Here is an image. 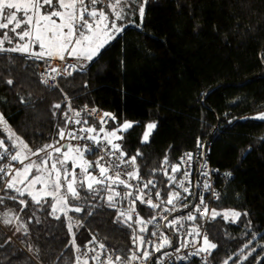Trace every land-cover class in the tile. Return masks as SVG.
<instances>
[{"label": "trees", "instance_id": "1", "mask_svg": "<svg viewBox=\"0 0 264 264\" xmlns=\"http://www.w3.org/2000/svg\"><path fill=\"white\" fill-rule=\"evenodd\" d=\"M128 19L140 24L138 14ZM124 23L125 29L82 72L60 78L59 89L33 82L38 77L17 59L11 68L14 85L10 89L0 82V113L33 150L50 142L58 121L64 126L62 113L69 103L74 110L87 106L113 114L117 119L109 120V130L133 122L117 143L129 156L142 153L137 158L140 176L158 180L162 192L166 177L149 173L164 157L174 164L198 139L212 141L211 164L231 173L214 208L242 215L235 223L217 217L210 225L208 239L217 248L209 264H233L229 256L235 258L253 233L257 251L244 264H264L259 250L264 245V121L251 117L264 111V0H147L143 26ZM7 67V62L0 64L3 79L9 78ZM21 97L25 104L19 103ZM56 103L61 109L53 108ZM149 122L157 127L142 144ZM20 207L10 200L0 205V221L4 213L12 216L9 209L19 216L11 225L0 222V264H73L74 252L65 248L70 239L66 224L39 213L41 223H29L31 213ZM137 210L149 217L139 203ZM69 214L83 217L76 234L81 249L93 235L112 251L131 248L128 230L113 223V209L97 208L93 216ZM16 227L21 231L15 232Z\"/></svg>", "mask_w": 264, "mask_h": 264}, {"label": "snow or ice", "instance_id": "2", "mask_svg": "<svg viewBox=\"0 0 264 264\" xmlns=\"http://www.w3.org/2000/svg\"><path fill=\"white\" fill-rule=\"evenodd\" d=\"M146 3L147 0H0V64L7 62L9 75L3 79L0 72V82L11 89L15 82L11 68L17 59H23L32 69L31 76L38 77L33 82L49 89L58 87L54 83L57 77L82 72L86 64L125 29V20L142 27ZM137 14L139 25L128 19ZM57 60L61 63L53 66V61ZM29 61L31 63H27ZM19 103L25 104V99L21 97ZM53 108L59 110L61 104L56 103ZM52 115L55 117L56 112ZM90 118L94 123L89 124ZM252 118L264 121V112ZM116 119L111 113L100 115L95 108L89 110L87 106L73 110L69 103L67 111L62 113L64 126L60 127L58 121L50 142L33 150L0 113V136L4 137L0 138V205L7 200L18 203L20 212L27 209L31 213L29 223L35 219L39 225V213L61 221L62 226L66 224L70 239L65 248L73 250L75 264H89L90 260L95 264H177L191 257H200L207 264L217 244L211 242L195 222L198 219L214 221L217 217L228 221L231 217L235 223L242 215L235 210L221 213L208 207L204 192L212 193L213 198L219 200L211 182V171L215 170L208 169L202 152L184 153L174 164L169 163L166 155L162 164L149 173L153 177L158 173L166 177L162 192L158 180H145L140 176L137 158L142 153L137 151L129 156L122 144L117 143L124 140L133 122L124 121L109 130L108 121ZM156 127L155 122L145 125L142 144L149 142ZM73 140L82 143L72 144ZM203 147L198 139L197 148ZM86 155H97L98 159L89 161ZM193 174L197 176L194 187ZM225 175L230 177L231 173ZM137 203L151 210L149 218L140 215ZM101 207L114 210L113 223L128 230L125 234L134 247L127 251L113 250L116 252L113 255L95 235L83 251L76 244V234L84 226L83 217L69 213L84 212L93 216ZM181 209H186V214L173 216ZM8 212L12 216L4 213L6 218L0 222L11 225L13 218L19 220L14 209ZM250 223L245 236L251 231ZM148 225L152 226L151 231ZM22 227L27 235V225ZM20 231V227L15 228V232ZM260 235L264 237V233ZM177 239L178 246H174ZM255 239L253 233L252 239L245 241L234 254L235 258L229 256L228 259L233 260V264H244L257 251L252 246ZM165 248L172 251H162ZM183 249H189L187 255L180 254ZM259 250L264 252V245H259ZM29 251H32L31 246ZM223 264H228V260Z\"/></svg>", "mask_w": 264, "mask_h": 264}, {"label": "built area", "instance_id": "3", "mask_svg": "<svg viewBox=\"0 0 264 264\" xmlns=\"http://www.w3.org/2000/svg\"><path fill=\"white\" fill-rule=\"evenodd\" d=\"M70 62H73V61L70 60ZM37 63H40V62H37ZM60 63H61V62L58 61V60H57V61H53V66H57V65H59ZM40 70L43 71V67H42ZM73 72H74V71H73ZM68 77H70V76H68ZM60 78H64V77H59V76L57 77V79H56V81H55L54 83L58 84V87H56V88H54V89H59V80H60ZM50 82H51V81H50ZM42 85H43L44 87H46L44 84H42ZM46 88H48V87H46ZM48 89H49V88H48ZM54 89H51V90H54ZM87 108H88L89 110H90V109H93V108H91V107H87ZM83 109H84V108H83ZM95 109L98 111V113H99L100 115H102L103 113H105V111H104L103 109H101V108H95ZM73 110H74V109H73ZM96 119L98 120L99 117H97ZM92 123H94V121H93V119L90 118V119H89V124H92ZM108 123H109V121H108ZM69 127H71V126H69ZM76 127H79V126H76ZM199 140H200V139H199ZM200 141H201V140H200ZM201 142H202V144L204 145L203 149H198V148H197V142H196L195 145H194V147H193L191 150L186 151V152H184V153H188V152H191V153L202 152V153H203V158L207 160L208 169H209V170H215V171H211V182H212V185H213L214 192L217 193V194H219V196H220L221 188L226 184V182L230 179L231 176H230V177H229V176H226L225 174H226L227 172H219V171H218V170H217V169L211 164L210 158H211L212 141H207V142H203V141H201ZM61 143H64V141H61ZM71 143H72V144H77V143H82V142H78V141L73 140V141H71ZM184 153H182L178 158H180ZM86 157L89 159V161H95V160L98 159V156H97V155H86ZM126 158H127V157H126ZM177 160H178V159H177ZM176 175H177V179H179V178H180V174L177 173ZM191 179H192L193 187H194V186H195V182H196V180H197V176H196L195 174H193V176L191 177ZM133 183H135V181H133ZM197 190H199V189H197ZM204 197H205L206 202L208 203V207H209L210 209H213L214 206H215V204H216V202H217L218 200L214 199V198H213V194H212V193H208V192H204ZM141 206L144 207V208L149 212V217H150V215L152 214L151 210L148 209L146 205H141ZM169 207H170V206H169ZM186 212H187L186 209H181L180 212H174V213H173V216L179 217V216H181V215L186 214ZM201 214H202V213H201ZM149 217H148V218H149ZM171 218H172V217H169V219H171ZM214 221H215V220H214ZM214 221H212V220H199V219H198L195 223H196L197 225L201 226V231H202V233H206L207 236H208V229H209L210 225H212V224L214 223ZM191 223H192V222H189V225H191ZM148 228H149V231H151L152 226H151V225H148ZM178 243H179V239H177V240L175 241L174 246H178ZM201 243H202V241H201ZM130 247H134V246L131 244V240H130ZM81 250L83 251V250H84V247H83ZM108 250H109V252L113 253V255H115V253H114L111 249L108 248ZM149 250H151V248H149ZM162 251H164V252H168V251H172V249L165 248V249H163ZM188 251H189V249H183V250L181 251L180 254H181V255H187ZM156 255L159 256L160 253H157ZM191 260H195V261H197V262H199V263H204L200 257H191L189 261H191ZM210 260H211V256L208 257V259H207V264L210 263ZM189 261H185V262H177V264H186V263L189 262ZM73 264H75V260H74ZM89 264H95V262L90 260V261H89ZM134 264H138V262H134Z\"/></svg>", "mask_w": 264, "mask_h": 264}, {"label": "rangeland", "instance_id": "4", "mask_svg": "<svg viewBox=\"0 0 264 264\" xmlns=\"http://www.w3.org/2000/svg\"><path fill=\"white\" fill-rule=\"evenodd\" d=\"M119 23V22H118ZM264 112V111H263ZM260 113V112H259ZM258 113H256V114H253L251 117H255L256 115H257ZM34 159H35V157H34ZM86 159H88L87 157H86ZM89 160V159H88ZM71 166V165H70ZM77 171H79V169H77ZM229 211H232V210H226L225 212H229ZM229 220H231L232 221V218L231 217H229Z\"/></svg>", "mask_w": 264, "mask_h": 264}]
</instances>
